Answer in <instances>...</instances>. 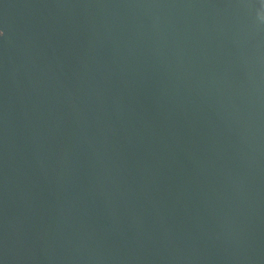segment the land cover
Listing matches in <instances>:
<instances>
[{
    "label": "water",
    "instance_id": "obj_1",
    "mask_svg": "<svg viewBox=\"0 0 264 264\" xmlns=\"http://www.w3.org/2000/svg\"><path fill=\"white\" fill-rule=\"evenodd\" d=\"M0 264H264V0H0Z\"/></svg>",
    "mask_w": 264,
    "mask_h": 264
}]
</instances>
